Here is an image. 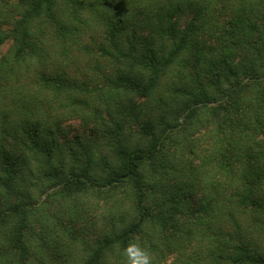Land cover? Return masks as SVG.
Instances as JSON below:
<instances>
[{"label": "trees", "instance_id": "1", "mask_svg": "<svg viewBox=\"0 0 264 264\" xmlns=\"http://www.w3.org/2000/svg\"><path fill=\"white\" fill-rule=\"evenodd\" d=\"M130 245L264 264V0H0V264Z\"/></svg>", "mask_w": 264, "mask_h": 264}, {"label": "clouds", "instance_id": "2", "mask_svg": "<svg viewBox=\"0 0 264 264\" xmlns=\"http://www.w3.org/2000/svg\"><path fill=\"white\" fill-rule=\"evenodd\" d=\"M127 264H151V257L146 250L138 245H130L125 249Z\"/></svg>", "mask_w": 264, "mask_h": 264}, {"label": "rangeland", "instance_id": "3", "mask_svg": "<svg viewBox=\"0 0 264 264\" xmlns=\"http://www.w3.org/2000/svg\"><path fill=\"white\" fill-rule=\"evenodd\" d=\"M6 48H7L6 46H3L2 47V52H4L6 50ZM71 125L76 127V122H71Z\"/></svg>", "mask_w": 264, "mask_h": 264}]
</instances>
